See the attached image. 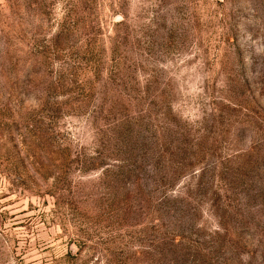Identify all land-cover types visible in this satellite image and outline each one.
<instances>
[{
    "label": "rangeland",
    "instance_id": "rangeland-1",
    "mask_svg": "<svg viewBox=\"0 0 264 264\" xmlns=\"http://www.w3.org/2000/svg\"><path fill=\"white\" fill-rule=\"evenodd\" d=\"M0 264H264V0H0Z\"/></svg>",
    "mask_w": 264,
    "mask_h": 264
}]
</instances>
